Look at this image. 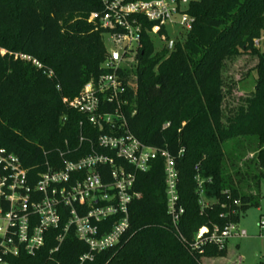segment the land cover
Returning a JSON list of instances; mask_svg holds the SVG:
<instances>
[{
    "label": "trees",
    "instance_id": "1",
    "mask_svg": "<svg viewBox=\"0 0 264 264\" xmlns=\"http://www.w3.org/2000/svg\"><path fill=\"white\" fill-rule=\"evenodd\" d=\"M100 7L99 0H0V145L34 175L81 153L67 150L78 146L83 116L62 99L74 97L103 72V29L89 20ZM188 10L192 26L169 48L155 51L143 33L123 108L133 135L175 159L185 212L174 227L157 158L136 174L140 196L129 206V225L119 242L83 264H204V257L223 256L226 248L206 243L192 250L198 229L237 223L241 212L257 204L252 190L264 179V49L254 40L264 26V0H191ZM15 54L29 55L42 66ZM240 54L257 58L256 77L250 94L225 116L223 67ZM239 136L255 141V153L243 169L229 168L226 144ZM197 174L204 180V198L212 201L203 210ZM57 232H47L35 255L20 253L9 262L78 264L87 246L72 229L59 249L49 252Z\"/></svg>",
    "mask_w": 264,
    "mask_h": 264
},
{
    "label": "built area",
    "instance_id": "2",
    "mask_svg": "<svg viewBox=\"0 0 264 264\" xmlns=\"http://www.w3.org/2000/svg\"><path fill=\"white\" fill-rule=\"evenodd\" d=\"M190 1L99 0L100 9L90 12L89 20L103 29L110 43L101 65L103 72L86 81L74 97L62 99L67 108L83 116L78 124V146L67 150V154L81 153L34 175L14 152L0 145V264H11L8 258L20 253L35 255L44 246L47 232L54 229L58 232L50 253L59 249L69 229L87 246L78 264L116 245L128 228L129 206L140 196L134 188L136 174L147 171L157 158L163 164L166 212L177 227L185 208L180 203L175 159L166 150L147 145L133 135L123 108L143 33L151 40L155 36L171 39L168 30L174 37L185 34L194 21L188 10ZM162 29L164 33L160 34ZM262 41L264 26L254 43L259 47ZM15 56L42 66L29 55ZM47 75L51 77L52 71ZM194 168L198 171L197 165ZM195 179L203 210L212 201L203 196L204 180L198 174ZM259 228L264 234V213ZM244 234L233 222L222 227L202 226L190 248L201 249L210 243L223 249L231 237Z\"/></svg>",
    "mask_w": 264,
    "mask_h": 264
},
{
    "label": "rangeland",
    "instance_id": "3",
    "mask_svg": "<svg viewBox=\"0 0 264 264\" xmlns=\"http://www.w3.org/2000/svg\"><path fill=\"white\" fill-rule=\"evenodd\" d=\"M171 39L153 38L155 51L160 50L169 40L176 41L183 35L174 37L172 30H168ZM106 48H110L109 40L104 37ZM264 49V41L259 45ZM257 58L249 54H240L226 60L223 67L225 99L223 103L224 115L235 109L242 99L250 94L253 89L256 71L254 66ZM255 141L250 138L233 137L227 141L226 161L229 168L244 167L255 153ZM243 191L248 189L242 186ZM254 199L257 204L249 205L241 212L237 227L244 230L243 236H233L228 240L227 250L223 256L204 257V264H264V234L260 232L259 219L264 213V179L254 185Z\"/></svg>",
    "mask_w": 264,
    "mask_h": 264
},
{
    "label": "water",
    "instance_id": "4",
    "mask_svg": "<svg viewBox=\"0 0 264 264\" xmlns=\"http://www.w3.org/2000/svg\"><path fill=\"white\" fill-rule=\"evenodd\" d=\"M171 44H172V41L169 40L168 41V48L171 46ZM113 56L116 57L117 56V53L116 52H113Z\"/></svg>",
    "mask_w": 264,
    "mask_h": 264
},
{
    "label": "crops",
    "instance_id": "5",
    "mask_svg": "<svg viewBox=\"0 0 264 264\" xmlns=\"http://www.w3.org/2000/svg\"><path fill=\"white\" fill-rule=\"evenodd\" d=\"M226 250H227V247H226Z\"/></svg>",
    "mask_w": 264,
    "mask_h": 264
}]
</instances>
